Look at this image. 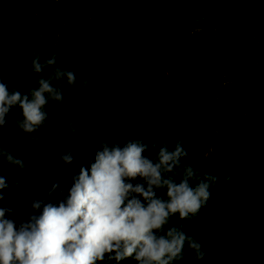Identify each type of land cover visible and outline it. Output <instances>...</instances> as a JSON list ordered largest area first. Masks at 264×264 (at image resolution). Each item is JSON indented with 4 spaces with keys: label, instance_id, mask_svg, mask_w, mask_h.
<instances>
[{
    "label": "trees",
    "instance_id": "trees-1",
    "mask_svg": "<svg viewBox=\"0 0 264 264\" xmlns=\"http://www.w3.org/2000/svg\"><path fill=\"white\" fill-rule=\"evenodd\" d=\"M62 1L0 0V74L10 88L25 92L37 87L30 63L39 35L41 62L55 54L58 65L90 81L88 88H66L63 103L51 102L49 120L39 130L55 140L51 149L27 144L19 131L13 137V121L21 115L11 110L8 123L0 127V146L29 156L31 164L20 174L0 163V175L9 182L20 179L18 189L5 192L0 207L13 208L9 218L20 223L40 190L46 194L54 183L66 181L67 193L80 166H89L102 135L121 146L125 139L147 138L158 147L182 139L189 152L185 163L221 179L232 176L211 189L198 218L179 221L207 253L195 260L185 249L182 264H264V0H255L249 21L238 0L232 3L238 17L230 22H237L236 32L242 35L241 61L227 70L234 73L233 83L229 95L216 100L215 117L208 98L224 79L220 52L226 38L212 23L220 0H206L205 19L196 25L185 0H72L60 35ZM101 90L106 95L98 97ZM65 117L73 119L79 135L73 163L61 166L59 156L72 147ZM49 151L53 158L46 155ZM177 222L174 216L172 223Z\"/></svg>",
    "mask_w": 264,
    "mask_h": 264
},
{
    "label": "clouds",
    "instance_id": "clouds-1",
    "mask_svg": "<svg viewBox=\"0 0 264 264\" xmlns=\"http://www.w3.org/2000/svg\"><path fill=\"white\" fill-rule=\"evenodd\" d=\"M30 73L38 75L37 87L25 92L10 88L0 74V127L18 109L21 118L14 119L11 135L22 132L27 144L51 149L55 140L39 132L49 120L51 102L63 103L66 88H88L90 81L77 78L72 67L58 65L55 54L41 62L39 51L31 57ZM105 95L97 92L98 97ZM64 123L72 147L59 156L61 166L73 163L79 135L71 117ZM97 143L89 166H80L67 193L66 181L54 183L46 194L40 190L20 223L9 218L13 208L0 207V264H182L185 249L202 260L207 255L202 244L179 221L198 218L211 189L227 184L231 174L221 179L185 163L189 152L182 139L159 147L147 138L125 139L121 146L102 135ZM0 163L22 174L31 160L0 146ZM19 185V178L9 182L0 175V201ZM54 194L59 197L55 202ZM174 216L177 223H172Z\"/></svg>",
    "mask_w": 264,
    "mask_h": 264
},
{
    "label": "rangeland",
    "instance_id": "rangeland-1",
    "mask_svg": "<svg viewBox=\"0 0 264 264\" xmlns=\"http://www.w3.org/2000/svg\"><path fill=\"white\" fill-rule=\"evenodd\" d=\"M214 2V1H212ZM234 0H220L213 8V19L212 23L215 26L216 30H223L225 34V41L221 46V74L223 76V84L216 89L214 94L209 96L208 102L209 106L212 108L213 116L215 117V108H216V100L227 97L229 95V91L231 89V85L233 83L234 73H228V69L231 67V64L234 63V66H238L241 61V56L239 53V44L242 42V35L236 32L237 22L231 23L230 21L234 18L238 17V11H234L232 7V3ZM186 11L193 16V23L196 25L197 20L205 19V14L203 13L206 5V0H185L183 1ZM238 4L241 5V12L246 16V20H251L252 16L255 15L254 6L255 0H238ZM61 6V27H60V35L65 31L67 27V22L69 20V13L72 6V0H63L60 4ZM233 10H232V9ZM196 18V19H195ZM221 18H225L228 21L224 22L220 20ZM260 29L264 31V14L262 15V21L260 25ZM196 31V30H195ZM261 38L259 39L261 41ZM40 35L38 36V40L34 42L33 45V55L37 52L40 45ZM257 54L259 58L261 57V49L260 47L257 49ZM233 66V67H234ZM253 97L249 96L245 99V111L246 114H250V108L252 104Z\"/></svg>",
    "mask_w": 264,
    "mask_h": 264
}]
</instances>
